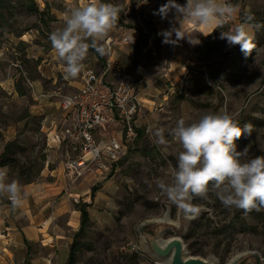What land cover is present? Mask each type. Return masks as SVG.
<instances>
[{
	"label": "rangeland",
	"instance_id": "1",
	"mask_svg": "<svg viewBox=\"0 0 264 264\" xmlns=\"http://www.w3.org/2000/svg\"><path fill=\"white\" fill-rule=\"evenodd\" d=\"M35 1L45 12L40 16L17 14L14 28L24 30L20 36L0 32V154L13 140L22 148L13 164L4 165L10 170L9 181L15 179L20 186L27 181H48L51 168L73 158L52 138L61 116L59 100L78 90L85 69L100 72L112 54L120 68L134 77L139 99L132 120L133 139L124 137L120 121L106 129V136L120 139L124 153L103 167L93 164L85 169L82 184L80 180L76 184L79 194L69 197L78 208L84 202L81 194L88 191L90 221L79 240L91 248L78 251L75 264H165L151 250L146 234L161 243L179 237L186 256L209 264H228L241 254L247 255L241 264H264V208L244 212L225 207L210 191L208 200L192 201L202 211L188 220L159 188L161 181L171 182L176 167L179 146L169 132L180 118L192 122L205 113H227L240 127L252 126L250 135L242 134L235 142L237 150L247 147L249 156L264 155V0H229L239 6V13L208 36L186 20L175 21L172 13L163 20L153 15L167 0H109L122 11L116 26L100 42L105 55L89 48L84 70L69 79L49 37L64 26L65 14L82 0ZM177 3L183 5L186 0ZM173 22L200 43L193 45L187 39L175 45L162 43L164 38L158 33ZM241 22L250 24L253 48L248 56L238 45L230 47L219 38L220 31ZM140 31L149 42L135 49ZM132 33L134 43H124L123 37L130 40ZM108 38L113 52L106 44ZM157 127L165 129L167 145L156 143ZM22 168L25 173L18 176ZM56 202V198L50 201V214ZM17 221L26 220L21 216ZM54 222L65 227L72 219L54 218Z\"/></svg>",
	"mask_w": 264,
	"mask_h": 264
},
{
	"label": "clouds",
	"instance_id": "2",
	"mask_svg": "<svg viewBox=\"0 0 264 264\" xmlns=\"http://www.w3.org/2000/svg\"><path fill=\"white\" fill-rule=\"evenodd\" d=\"M147 3V0H146ZM122 8L102 0H82L71 7L64 17V26L50 34V41L58 60L64 66L65 78H76L84 70V61L89 48L103 56L106 48L102 42L116 26ZM172 13L201 29L200 34L208 36L214 30L223 28L239 13V6L229 0H186L181 5L177 0H167L153 15L168 18ZM251 17H249V21ZM259 27V25H257ZM249 22L233 25L227 31H220L219 38L228 46L238 45L244 56L253 48ZM210 29V31H208ZM175 33L176 39H172ZM162 43L177 44L187 39L190 44L200 41L190 34L172 27L161 30ZM195 39V43L193 42ZM134 43L132 33L129 44ZM251 125L239 126V122L227 113H205L198 120L188 122L184 118L176 121L169 135L179 148L176 153V167L171 182L161 181L159 188L188 220L195 219L202 206L194 204L195 198L209 199L211 191L225 207H235L249 212L264 208V155L249 156L248 149L238 151L236 141L242 134H251ZM156 143L167 145L165 129L154 131ZM9 168L0 167V195H6L12 207L22 204L23 196L19 182L9 181Z\"/></svg>",
	"mask_w": 264,
	"mask_h": 264
},
{
	"label": "built area",
	"instance_id": "3",
	"mask_svg": "<svg viewBox=\"0 0 264 264\" xmlns=\"http://www.w3.org/2000/svg\"><path fill=\"white\" fill-rule=\"evenodd\" d=\"M124 42H128L123 37ZM111 40L106 44L110 50ZM139 99L135 92V79L124 72L111 54L100 72L91 68L84 70L82 85L72 94L62 95L59 100L61 116L55 124L52 141L79 153L77 158L66 162L75 176L79 168L95 163L101 167L105 162H115L124 153V145L116 136L97 138L107 127L121 122L124 137L133 139L132 120L137 113ZM146 131L149 127H146Z\"/></svg>",
	"mask_w": 264,
	"mask_h": 264
},
{
	"label": "crops",
	"instance_id": "4",
	"mask_svg": "<svg viewBox=\"0 0 264 264\" xmlns=\"http://www.w3.org/2000/svg\"><path fill=\"white\" fill-rule=\"evenodd\" d=\"M110 50L113 52L111 45ZM106 135L107 131H104L96 137ZM62 151L77 158L76 152L66 146ZM65 159L49 170L48 181L39 179L21 185L23 200L18 214L12 210L10 202L0 206V264H66L73 235L80 225V211L72 206L69 197L79 194L76 184L79 180L81 183L85 169H90L95 163L79 168L80 175L75 176L73 170L68 169ZM93 178H97L96 174ZM87 192L85 190L81 194L85 203H88ZM55 198L57 202L50 214V201ZM87 211L89 214V208ZM21 216L26 220L23 223L17 221ZM64 217H70L72 223L64 227L54 222V218L59 220Z\"/></svg>",
	"mask_w": 264,
	"mask_h": 264
},
{
	"label": "trees",
	"instance_id": "5",
	"mask_svg": "<svg viewBox=\"0 0 264 264\" xmlns=\"http://www.w3.org/2000/svg\"><path fill=\"white\" fill-rule=\"evenodd\" d=\"M102 2L110 3L109 0H102ZM18 8V9H16ZM44 10H40L35 0H0V32L1 33H12L16 36H20L24 30L14 28L16 23L15 16L17 14H23L26 16H40L44 14ZM26 31V30H25ZM149 42L146 33L139 32V37L136 41L135 49L143 48ZM212 47H209V51ZM22 150L20 145L15 140L7 142L4 146L3 152L0 154V166L11 165L16 161L15 154L17 151ZM25 173V170L19 169L18 176ZM27 181L25 183H29ZM7 203L5 195H0V205ZM88 204L82 202L78 206L80 211V225L78 230L73 235L72 243L69 247V254L66 264H75L76 254L82 249H90L91 245L85 241H80L79 238L84 235L85 229L90 221L88 211Z\"/></svg>",
	"mask_w": 264,
	"mask_h": 264
},
{
	"label": "water",
	"instance_id": "6",
	"mask_svg": "<svg viewBox=\"0 0 264 264\" xmlns=\"http://www.w3.org/2000/svg\"><path fill=\"white\" fill-rule=\"evenodd\" d=\"M149 245L153 253L162 259H170L169 264H209L206 260L198 257L186 256L181 238L172 237L161 243L151 234H146ZM246 254L234 257L228 264H241L246 258Z\"/></svg>",
	"mask_w": 264,
	"mask_h": 264
},
{
	"label": "bare ground",
	"instance_id": "7",
	"mask_svg": "<svg viewBox=\"0 0 264 264\" xmlns=\"http://www.w3.org/2000/svg\"><path fill=\"white\" fill-rule=\"evenodd\" d=\"M169 260H170L169 258L168 259H165V264H169Z\"/></svg>",
	"mask_w": 264,
	"mask_h": 264
}]
</instances>
